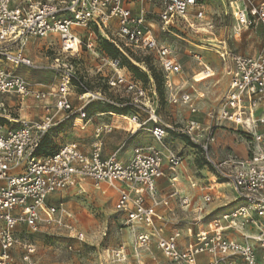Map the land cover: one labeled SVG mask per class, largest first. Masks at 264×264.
Listing matches in <instances>:
<instances>
[{"label": "built area", "instance_id": "built-area-1", "mask_svg": "<svg viewBox=\"0 0 264 264\" xmlns=\"http://www.w3.org/2000/svg\"><path fill=\"white\" fill-rule=\"evenodd\" d=\"M209 1L0 0V264H32L36 249L20 242L19 227L25 225L37 233L42 223L63 226L59 208L50 201L53 195L86 180H92L98 189L106 187L115 192V210L134 236L137 257L155 244L171 264H264V44L253 56L232 55L226 47L218 53L226 66L229 86L222 107L208 113L212 122L209 126L193 121L180 126L165 124L158 112L156 86L136 79L122 63L126 57L136 64L132 58L138 54L155 63L163 75L165 99L167 96L171 104L188 106L192 114H197L194 96L185 92L183 84L174 82L183 67L173 47L157 34V26L163 34L174 36L182 29L198 33L206 20ZM227 2L238 34L259 24L264 28V3ZM206 25L211 27L210 23ZM48 37L58 38L60 55L42 67L31 59L27 46L32 40ZM104 43L114 49L115 55L103 49ZM189 54L205 72L209 71L197 49ZM82 55L101 63L97 74L126 102L87 89L76 77L75 62ZM44 69L53 74L50 83L27 78L30 71ZM76 88L80 90L79 109L72 102ZM93 103L145 112L146 120L135 116L132 121L139 126L138 132L148 131L163 148L173 134L187 138L215 179L201 185L197 178L186 176L191 190L202 191L203 204L194 207V199L186 194L178 175L169 178L172 195L160 193L158 182L166 177V160L160 148L139 146L127 162L120 161L117 153L104 158L102 135L112 127L97 128L90 153L76 143L45 153V144L55 140L59 128L69 119L66 115L73 114V126L78 127V119L91 121L86 108ZM32 108L40 109L41 115L20 116ZM226 123L245 135L249 146L246 158L229 155L217 161L211 156L216 131ZM168 150V168L178 172L185 157L182 151ZM217 185H227L233 198L209 212L210 204L223 199ZM177 210L187 221L168 234L166 225L158 226L157 221L162 220V211L171 214ZM65 228L77 240H84V233L72 225L65 224ZM184 238L198 243L190 249L182 248ZM21 245L25 254L19 263L14 251ZM114 257L126 263L127 249L121 247Z\"/></svg>", "mask_w": 264, "mask_h": 264}, {"label": "rangeland", "instance_id": "rangeland-1", "mask_svg": "<svg viewBox=\"0 0 264 264\" xmlns=\"http://www.w3.org/2000/svg\"><path fill=\"white\" fill-rule=\"evenodd\" d=\"M251 1L264 3V0ZM208 23L211 24L210 28L206 25ZM202 25L198 33L188 29H182L180 32L175 33L177 36L163 34L159 26H157V34L162 41L173 47L183 67V73L174 78V82L178 85L187 84L186 89L191 92L195 90L193 86L198 90L197 87L203 84L211 82L216 84L219 77V75H216L202 83H194L193 78L197 73L202 72L204 68L203 66H199L198 63L191 58L189 54L191 51L197 49L202 56V61L207 63L209 68L213 71H216V68L221 71H226V67L221 64L218 55L219 52H222L223 46L226 45L228 51L232 55L253 56L260 52L264 44V29L260 24L245 28L240 34L237 33V23L229 12L227 0H210L208 2L207 17ZM201 29H207L210 34L205 35L206 32H201ZM223 43L226 44L221 45ZM195 45L199 46V48ZM27 49V51H29L27 53L31 59L42 67L48 66L53 59L60 55V43L56 37L32 40L29 42ZM135 57L136 58H132V60L135 61L136 64L130 62L126 57L122 58L123 66H125L136 79L145 84L153 83L156 86L160 100L158 108L159 114L163 116V118L172 117L164 101L166 100V92L161 70L149 59H144L143 55L138 54ZM143 60L145 61L144 64L141 62ZM75 64L77 72L76 77L81 79V82L88 90L102 92L108 99H113L119 103L122 101L126 102L125 99H121L120 94L112 92L107 86V81L97 74V67L101 64L99 61L89 56L82 55V59L76 61ZM21 71L26 72L25 70ZM146 71L150 74V79L147 77ZM213 71L209 70V73L214 74ZM27 78L33 82L46 85L48 82L50 83L52 81L53 74L47 69L39 72L30 71ZM181 80H183V82ZM75 83L76 86L79 87L77 80ZM78 93H80V90L76 88L72 95V102L76 107L75 109H79L77 107L81 105L77 100ZM223 103L224 99L219 102L215 110L220 109ZM96 106L99 108H96ZM109 106L110 105L93 103L92 106L86 108L87 117L94 116L104 111H112L119 116H128L132 120L135 116H139L138 118L142 121L146 116L144 112L137 111L136 108L115 109ZM35 109H30L27 114L30 115L31 113L33 115L32 117L35 118V114L33 113ZM15 110H18V108H15ZM262 110H264V108H262ZM136 112L139 114L137 115ZM67 116H69V119L59 128V133L55 140L47 144L48 150L46 149L45 153L55 151L68 143H76L83 147L85 152H92V145L95 143L93 131L91 134L86 135L87 128L85 130H80L78 127H74L73 120L75 116H73V114H67L66 117ZM100 118L101 117L95 118L94 123H105L102 122L103 120H100ZM111 118L118 120V117ZM108 120L109 118L106 124H108ZM180 125L182 124H175V126ZM225 125L228 130L224 134L232 136L235 144L244 146L247 154L249 146L246 142L245 135L235 133L234 130L230 128L233 126L230 123H226ZM114 126L119 128L117 130L112 129L111 132L103 133L102 135L105 155L118 151L122 147L121 144L124 142V138H127L131 129V123H127L124 120H121L119 123H114ZM107 127L110 128L109 125ZM81 132L85 134V137L80 136ZM132 143L133 142H130V144ZM164 145L166 150L169 151V143L166 142ZM130 148L131 147L126 148L122 152V156L129 158L130 153H127V150ZM223 148L225 149L226 155L222 156L220 159L226 158L229 155L244 159L241 158L240 154L228 147ZM167 156H169V152ZM190 169H192V167ZM206 173H208V171ZM200 176H202L201 178L204 180H215L211 175H206L205 177L200 173ZM104 190L108 189L106 187L98 189L92 180H86L81 183L80 186L75 184L67 190L53 195V199L50 201L59 208L64 223L63 226L59 224L49 225L42 223L37 233H32L25 225L19 227L17 235L20 242L22 244L31 245L36 249L35 254L32 256V264H171L163 253L156 248L155 244L151 246L150 251L141 252L139 257L135 255L133 251V235L125 227L121 214L115 210L116 195L112 194L110 197H107L112 193V190H108L111 192L110 194L103 193ZM103 194H106V197ZM65 224L72 225L74 230L78 232H83L85 236L84 240L80 241L73 237L74 234H70L65 228ZM123 246L128 252V261L126 263L119 262L114 257L117 250ZM24 254L25 249L23 246L17 247L14 251L15 260L19 263L22 262Z\"/></svg>", "mask_w": 264, "mask_h": 264}, {"label": "crops", "instance_id": "crops-1", "mask_svg": "<svg viewBox=\"0 0 264 264\" xmlns=\"http://www.w3.org/2000/svg\"><path fill=\"white\" fill-rule=\"evenodd\" d=\"M225 44L226 43H223L221 45H225ZM195 46H197V45H195ZM197 47L199 48V46H197ZM224 47H226V45L223 46L222 48H224ZM221 64L224 65L222 60H221ZM202 65H205L209 68V65L207 63H205L204 61H202ZM209 70L213 71L210 68H209ZM225 70L226 71H221L220 69L216 68V71H213L214 74H210L209 71L205 72L204 70L202 72L197 73V75L195 76V79H193L194 83H202V82H204V81H206L212 77H215L216 75H219V77H218V81L216 84H214V82H211L208 84H203V85L197 87L198 90L195 88V86H193V88L195 89V90H193V92L186 89L187 84H183L185 92L191 93L194 96V98H196L197 108L198 109L200 108L199 112L197 114H192L191 111L189 110L188 106L171 104L168 101V97L166 96V100H164V101L166 102L165 103L166 108H169L168 111L172 114V117L163 118V116H161L159 114L161 116L163 122L165 124L175 125V124L180 123V124L184 125L188 122L193 121V122L200 123L203 126L211 125L212 122L208 118V113L211 110H215L218 107L219 102L224 99L225 93H226L228 86H229V76L227 75V69L226 68H225ZM181 81L183 82V80H181ZM92 105H90V106H92ZM109 107L114 108L111 106H109ZM96 108H99V107L96 106ZM262 108H264V107L262 106ZM201 111H203V112H201ZM27 112H29V111H23L20 116L23 118H25V117L28 118V117L33 116L31 113H30V115H28ZM158 112H159V110H158ZM33 113L35 114L34 116L37 117V116L41 115L42 112L40 109H35L33 111ZM136 114H139V113L136 112ZM98 117H101L100 120H103L102 122H105V123H99V124L94 123V119L98 118ZM106 117L109 118L108 124H106V121L108 119ZM111 117H118V120H114ZM88 118H90L91 121H88V120L83 121L86 125H84L82 127H78V128L80 130H85L87 128L86 135L91 134L93 131L94 137L96 134V130L99 126H106V125L108 126L109 125L113 129L117 130L119 127H117V126L115 127L114 123H119L121 120H124L127 123H131L130 117L119 116L112 111L100 112V113H98L94 116L88 117ZM147 118H148V116L146 114L145 119H143V120H146ZM151 126L152 125L149 123V127H151ZM230 128H232L234 130L233 126H231ZM227 130L228 129H226V125L224 124L222 129H218L216 131L217 141L211 147V156L217 161L225 160L227 157L223 158V159H220V158L222 156L226 155L225 149L223 147H228L229 149L240 154L241 158L247 157L248 153L246 154V149L244 148V146L235 144L232 136H227L224 134V133H226ZM80 136L85 137V134L81 132ZM124 139H125L124 142L121 144L122 147L118 151L115 152L118 154V158L120 161L127 162L132 157L134 150L139 146H154V147L160 148L162 150V153H163L165 160L167 161V157H168L167 153L169 151H167L166 148H163L162 146H160L148 131H140V132L136 133L135 127L131 123V129L128 133V136H127V138H124ZM95 142H96V137H95ZM130 142H133V143L130 144ZM167 142L169 143V146L172 149H174L176 151H182V153L185 157V162H184V165L179 169L178 172H173L168 168V164L165 161L164 167L166 169V177L159 180V182H158V188H159L160 193L163 196L172 195L173 189H172L171 185L169 184V178L174 176V175H178L180 184L183 188H185L186 194L193 197L194 207L202 205L203 203H202V200L200 198L202 191L201 190H191L189 188V184L186 180V176H191V177L197 178L201 182V185H202L203 182L208 181V180H202V178H201L202 176H200V173L206 177V175H211L210 172L206 173L207 172L206 169L204 167L200 166V164H201L200 160L198 159L197 155L195 154L193 148L190 147L187 138L180 137V136L173 134L170 136V138L168 139ZM246 142H247V140H246ZM94 144L92 145V149H93ZM128 147H131L130 149L127 150V153H130V157L125 158L124 156H122V152ZM81 149L85 152L83 147H81ZM163 149H165V150H163ZM85 153H87V152H85ZM102 153H103L104 158H108L109 156L115 154V153H111L109 155H105L104 150ZM191 167H192V169H190ZM227 188H228L227 185H223V186L217 185V190L221 191V193L223 195V197H222L223 199L216 200L215 202L210 204L207 208V210L209 212L215 211L218 208H220V207H222V206H224L227 203H230L232 201V198H233L232 191H230V189H227ZM103 193L110 194L111 192L108 190H104ZM112 194H115V192L112 191V193L107 197H110ZM103 195L106 197V194H103ZM175 208H176V203H175V201H173L172 209H175ZM231 208H233V207H231ZM231 208H228V209H231ZM161 217H162V220L157 221V225L162 226L165 224L168 234H170L174 228H176L178 226H182L183 222L187 221V217H185L180 210H177L176 213H171V214L167 211H162ZM192 217L193 216H191V218ZM133 238H134V236H133ZM197 243H198V241H196L194 239L184 238L181 241V247L186 248V249H190V248L194 247ZM148 251H150V250H148ZM207 258L208 257H204L205 260H207Z\"/></svg>", "mask_w": 264, "mask_h": 264}, {"label": "bare ground", "instance_id": "bare-ground-1", "mask_svg": "<svg viewBox=\"0 0 264 264\" xmlns=\"http://www.w3.org/2000/svg\"><path fill=\"white\" fill-rule=\"evenodd\" d=\"M201 32H206V34L205 35H209L210 34V32L208 31V30H201ZM201 34V33H200ZM209 38V37H208ZM211 39V38H210ZM211 43H214L213 41H210ZM131 123H132V119H131ZM133 124V126L135 127V131H136V133L138 132V128H139V126L137 125V124H135L134 122L132 123ZM84 125H86L82 120H80V119H78L77 120V122H76V126H78V127H82V126H84ZM185 168V167H184ZM84 191V190H83Z\"/></svg>", "mask_w": 264, "mask_h": 264}, {"label": "trees", "instance_id": "trees-1", "mask_svg": "<svg viewBox=\"0 0 264 264\" xmlns=\"http://www.w3.org/2000/svg\"><path fill=\"white\" fill-rule=\"evenodd\" d=\"M103 49L107 51V53H109L110 55H115L114 53V49L108 44V43H104L103 44ZM148 77V76H147ZM164 81V80H163ZM48 144V143H47ZM47 144H45V148L47 149ZM48 150V149H47ZM200 166L203 167L202 162H200Z\"/></svg>", "mask_w": 264, "mask_h": 264}]
</instances>
